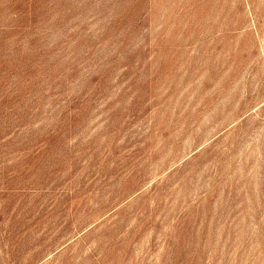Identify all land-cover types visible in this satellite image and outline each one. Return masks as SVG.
<instances>
[{
  "label": "rangeland",
  "instance_id": "1",
  "mask_svg": "<svg viewBox=\"0 0 264 264\" xmlns=\"http://www.w3.org/2000/svg\"><path fill=\"white\" fill-rule=\"evenodd\" d=\"M0 264H264V0H0Z\"/></svg>",
  "mask_w": 264,
  "mask_h": 264
}]
</instances>
